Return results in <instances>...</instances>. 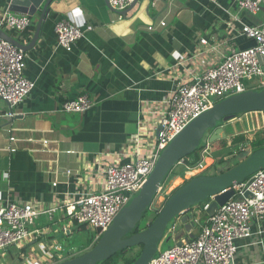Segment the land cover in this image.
<instances>
[{
	"label": "crops",
	"instance_id": "obj_1",
	"mask_svg": "<svg viewBox=\"0 0 264 264\" xmlns=\"http://www.w3.org/2000/svg\"><path fill=\"white\" fill-rule=\"evenodd\" d=\"M8 2L0 0V13ZM39 14L38 10L22 32L2 30L27 46ZM124 14L120 18L105 0L50 3L38 42L25 51L24 76L35 87L14 108L13 120L5 117L9 107L0 103V205L10 201L53 207L101 191L102 173L131 159L134 140H141L143 153L148 151L154 124L177 82L215 66L231 51L251 47L252 40L238 35L241 25L264 23V7L250 15L231 0H136ZM62 19L80 28L92 27L68 51L57 46L54 32ZM81 95L92 101L90 110H62L65 102ZM254 114L258 113L242 117ZM240 118L222 124L223 128ZM208 159L214 162L212 156ZM36 221L34 228L43 235L28 243L25 257L31 249L41 257L38 248L57 243L54 236L64 224L59 214L53 221L46 218L45 224ZM197 227L189 233L182 227L180 239L176 234L165 240L177 244L195 238ZM251 227L253 232L264 230V221L252 220ZM256 239L237 242L235 264H264L262 249L250 246ZM262 240L264 250V234Z\"/></svg>",
	"mask_w": 264,
	"mask_h": 264
},
{
	"label": "built area",
	"instance_id": "obj_2",
	"mask_svg": "<svg viewBox=\"0 0 264 264\" xmlns=\"http://www.w3.org/2000/svg\"><path fill=\"white\" fill-rule=\"evenodd\" d=\"M135 1L106 0L107 5L120 18L125 16L124 13ZM231 1L240 11L250 15H256L264 7V0ZM30 23L31 18L28 15L14 14L8 10L0 13L1 30L22 32ZM160 25L163 27L165 23L161 22ZM91 30V26L80 28L62 19L54 28L57 46L67 51L71 50L74 43L84 38L85 33ZM148 30L151 31L152 27ZM238 35L252 40L253 46L231 51L215 66L189 80L177 82L165 102L164 110L159 113L154 124V137L148 144V151L143 153L140 150L141 140H134L131 159L113 164L102 173L104 184L101 191L53 207H43L29 202H3L0 205V264H18L23 258L27 264H60L64 260L63 248L56 242L40 246L37 251L40 250L41 257L33 249L27 258L23 254L28 243L39 240L43 235L40 230L34 228L35 221L43 216L53 221L55 214H59L64 221L59 228L62 235H68L71 229L78 227L93 231L96 234L92 244L94 245L120 210L142 189L165 149L167 136L179 134L185 121L204 113L229 96L248 90L264 89V23L253 26L243 24ZM200 43L205 45L206 41L201 40ZM25 57L22 50L0 37V103L3 102L9 107L10 112L5 115L9 120L15 118L14 108L18 107L35 87V83L24 76ZM253 78L255 82L248 88L250 86L244 82H249ZM92 106V101L86 95H81L65 102L62 110L66 113H83ZM8 133L10 134V131ZM9 140L14 142L15 138L10 134ZM210 150L211 145L206 142L197 164L190 166L183 159L176 166L183 168V176L192 173L189 180L200 176L211 166L206 162V159L211 157ZM11 152H15V149H11ZM167 189L162 185L157 193L163 201L166 200ZM230 189L233 191L232 197L218 207L212 216L206 215V210L214 197L184 213L183 216L187 215L189 218L187 223L191 228L198 225L197 236L188 237V240L182 239L180 244H174L148 264H235L239 248L237 242L253 237L257 239L251 242L250 246H259L264 255L262 240L264 230L258 229L257 232H253L251 227L252 220L258 224L264 221V169L234 184ZM199 216L205 218L204 224H199ZM181 217L172 221V227L165 231V238L168 236L174 238L182 227V231H185ZM12 248L22 252L16 263H10L7 259ZM71 253L72 250L68 252L66 259L74 257ZM35 256L39 258L36 259Z\"/></svg>",
	"mask_w": 264,
	"mask_h": 264
},
{
	"label": "water",
	"instance_id": "obj_3",
	"mask_svg": "<svg viewBox=\"0 0 264 264\" xmlns=\"http://www.w3.org/2000/svg\"><path fill=\"white\" fill-rule=\"evenodd\" d=\"M52 1L9 0L7 10L11 13L28 15L30 18L35 17L38 10L40 14L33 39L27 46H23L1 29L0 37L24 53L32 49L40 38L43 22ZM252 112H264V89L248 90L229 96L214 104L204 113L185 121L179 134L167 136L165 149L161 152L153 172L142 189L120 210L98 241L84 253L65 259L60 264H98L122 250L140 245L143 247L142 251L139 250V256L132 264H148L165 250V231L167 227H172V221L175 218L182 216L181 222L185 224V231L188 232L191 225L187 223L188 216H183V214L214 197L206 210V215L212 216L218 207L224 205L232 197L233 191L230 188L234 184L264 169V148L239 153L235 157L238 164L227 171L221 173L224 170L222 168L214 175H200L188 180L164 201L160 209L155 208L153 202L171 169L198 149L202 139L206 138V142L210 145L227 139L223 126L219 124L230 122L238 114ZM232 162L233 160H230L228 164ZM176 178L178 176H174L171 182ZM224 190L227 191L221 193ZM147 209L157 211L156 218L147 228L130 235ZM181 235L182 232H178L176 238L180 239ZM177 244H180V241Z\"/></svg>",
	"mask_w": 264,
	"mask_h": 264
},
{
	"label": "rangeland",
	"instance_id": "obj_4",
	"mask_svg": "<svg viewBox=\"0 0 264 264\" xmlns=\"http://www.w3.org/2000/svg\"><path fill=\"white\" fill-rule=\"evenodd\" d=\"M254 82H255V78H253L249 82L245 81L244 83L247 86H250L248 88H251L253 86ZM242 115L243 114H238V116H241L240 120H236L231 125H227L224 127L225 133L227 135L231 134L232 138H234L236 136L237 137L242 136L245 139H247L248 142L250 141L253 144H257L261 141L264 142V139H263L264 138V131H263L264 130V113L259 114V112H258V114L249 115L247 117H242ZM232 138H229V140L225 139L227 141V144H230L227 148H232L231 149L232 155L225 157L224 160H226V161L227 160H233V162L230 165L234 166V165H236V163H238V160L232 159V157L237 156L238 151L252 152L253 150H252V146L249 145L248 142H245V143L239 144L236 147L235 146L233 147V145H231L232 144ZM205 139L201 140L202 145H203V143L206 144ZM223 142H225V141L220 140V141H217L211 145L210 156H214L215 153L218 156L219 150L222 149V148L218 149V145L222 144ZM214 146H217V149ZM212 172L217 173L218 169L216 171L213 170ZM170 174H172V175H170ZM174 176H179L181 183L178 184L177 186L173 187L170 190V192H168V190H167V192H166L167 196L165 199H167L172 194L173 190L180 187L184 182L188 181L189 177L191 176V173H187L183 176V168L181 166L175 165L171 169L170 173L168 174L166 181L163 184V188H166L168 186L170 187V185H172L173 181L171 182V179ZM159 194H161V193H159ZM163 199H164V196H163ZM163 204H164V201L162 200V197L161 198H160V196L155 197V200L153 202V206L155 208L160 209ZM150 211H153V210L147 209V211H146V214L150 213L146 219V225L151 224L155 218V214L151 213ZM40 219H42V220H40ZM40 219H39L40 221H38V222L36 221V223L37 224L38 223L39 224H45L46 218L42 217ZM174 220H176V218ZM204 222H205V218L203 216H199V224H204ZM197 226L198 225H196L195 227H197ZM54 237H55V240L57 241V243L60 244L64 250H66L67 252L72 250L71 254L74 256H77V255L84 253L85 251H87L92 246L93 242L96 239V234L89 229H84V228L78 227V228L71 229V233L68 235L67 234L62 235L61 233H58ZM173 244H174L173 241H171V240L166 241L165 240V250H168L169 248H171L173 246ZM28 250H29V248H27L25 251H28ZM139 250H141L140 247L131 248L125 254L124 259H127V260L134 259L135 257H137L139 255ZM66 251L63 252L64 257H67ZM9 253H10V255H9L10 258L8 259V261L10 263H16L17 257L21 254V252L15 248H12ZM39 253H40V250H39ZM124 259L123 258L120 259L119 264H122ZM23 261H24V258H23ZM23 263H25V262H23ZM18 264H20V262Z\"/></svg>",
	"mask_w": 264,
	"mask_h": 264
},
{
	"label": "trees",
	"instance_id": "obj_5",
	"mask_svg": "<svg viewBox=\"0 0 264 264\" xmlns=\"http://www.w3.org/2000/svg\"><path fill=\"white\" fill-rule=\"evenodd\" d=\"M242 114H244V113H242ZM236 117H239V116L237 115ZM219 125H222V124H219ZM223 141H225V142H223L222 144L218 145V149L222 148V149L219 150L218 156L216 155V153L214 154V156H212L214 162L211 164V166L208 168V170L204 171L200 175H214L216 173H213L212 172L213 170L216 171L217 169L218 170H221L222 168H224V170L221 171V173H222V172L227 171L228 169L231 168L232 165H229L228 164L230 162V160H227L226 161V160H224V158L227 157V156L232 155V151H231L232 148H227L230 144H227V141L226 140H223ZM245 142H248V140L245 139L242 136H238V137L236 136V137L232 138V144L231 145H233V147L234 146L236 147L239 144H242V143H245ZM248 143H249V145L252 146V150L253 151H255L257 149H260V148H264V142H262V141L259 142V143H257V144H253L250 141ZM204 144L205 143H203V145L201 144L200 147L198 149H196L192 154H190L189 156H187V157L184 158V161H185L186 164H188L190 166H193V165L197 164L200 161V158H201L200 157V152L203 149ZM214 147L217 149V146H214ZM239 153H241V151H238V154ZM235 157L236 156L232 157V159L237 160ZM236 164H238V163H236ZM186 182H184V183H186ZM178 188H176L175 190H177ZM175 190H173V192ZM150 212L151 213H154L155 214V218H156L158 212L157 211H150ZM149 214H146V212L143 214L141 221L137 224V226L135 227V229L133 230V232L130 233V235L131 234H135V233L139 232L140 230L147 228L150 225V224L146 225V219L149 216ZM166 241H170V238H168ZM163 244H162V246H163ZM139 247L141 248V251H142V248H143L142 245H140ZM130 249L122 250V251L114 254L113 256H111L110 258H108L107 260H104V261H102V262H100L98 264H119L120 259H122V258L124 259L125 254ZM66 254H67V252H66ZM67 257H68V254H67ZM137 257H135L134 259H131V260L124 259L122 264H132L137 259Z\"/></svg>",
	"mask_w": 264,
	"mask_h": 264
},
{
	"label": "bare ground",
	"instance_id": "obj_6",
	"mask_svg": "<svg viewBox=\"0 0 264 264\" xmlns=\"http://www.w3.org/2000/svg\"><path fill=\"white\" fill-rule=\"evenodd\" d=\"M206 162H207V164H211L209 159H206ZM191 175H192V173H191ZM180 183H181L180 178H176V179H174L173 182H172V185H170V187H171V186H172V187H171V188L168 187V189H167L168 192H170V190H171L173 187L177 186V185L180 184ZM169 188H170V189H169Z\"/></svg>",
	"mask_w": 264,
	"mask_h": 264
},
{
	"label": "flooded vegetation",
	"instance_id": "obj_7",
	"mask_svg": "<svg viewBox=\"0 0 264 264\" xmlns=\"http://www.w3.org/2000/svg\"><path fill=\"white\" fill-rule=\"evenodd\" d=\"M230 165V164H229Z\"/></svg>",
	"mask_w": 264,
	"mask_h": 264
}]
</instances>
